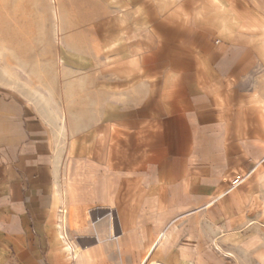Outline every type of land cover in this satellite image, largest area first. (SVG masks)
<instances>
[{
  "label": "crops",
  "instance_id": "obj_1",
  "mask_svg": "<svg viewBox=\"0 0 264 264\" xmlns=\"http://www.w3.org/2000/svg\"><path fill=\"white\" fill-rule=\"evenodd\" d=\"M117 6V24L90 22L102 36L52 114L0 82V254L223 264L212 245L253 251L232 224L264 188V0Z\"/></svg>",
  "mask_w": 264,
  "mask_h": 264
},
{
  "label": "rangeland",
  "instance_id": "obj_2",
  "mask_svg": "<svg viewBox=\"0 0 264 264\" xmlns=\"http://www.w3.org/2000/svg\"><path fill=\"white\" fill-rule=\"evenodd\" d=\"M120 14L117 0H0V82L23 90L52 114L55 86L65 83L71 68L83 71L86 54L95 48L88 38L102 36L101 28L89 27L90 22L117 24ZM110 31L118 42L117 28ZM252 195L253 218L232 225L242 238L256 236V246L246 252L238 241L212 245L223 264H264V188L254 189ZM258 248L261 253L254 251ZM0 264L18 263L0 254Z\"/></svg>",
  "mask_w": 264,
  "mask_h": 264
},
{
  "label": "built area",
  "instance_id": "obj_3",
  "mask_svg": "<svg viewBox=\"0 0 264 264\" xmlns=\"http://www.w3.org/2000/svg\"><path fill=\"white\" fill-rule=\"evenodd\" d=\"M239 176H237L232 182H231V185L232 186H235L236 184H238V182H239Z\"/></svg>",
  "mask_w": 264,
  "mask_h": 264
}]
</instances>
